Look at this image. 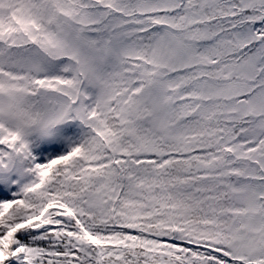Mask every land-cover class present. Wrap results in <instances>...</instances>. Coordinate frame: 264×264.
I'll return each mask as SVG.
<instances>
[{"label":"snow or ice","instance_id":"obj_1","mask_svg":"<svg viewBox=\"0 0 264 264\" xmlns=\"http://www.w3.org/2000/svg\"><path fill=\"white\" fill-rule=\"evenodd\" d=\"M0 264H264V0H0Z\"/></svg>","mask_w":264,"mask_h":264}]
</instances>
